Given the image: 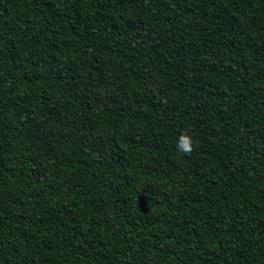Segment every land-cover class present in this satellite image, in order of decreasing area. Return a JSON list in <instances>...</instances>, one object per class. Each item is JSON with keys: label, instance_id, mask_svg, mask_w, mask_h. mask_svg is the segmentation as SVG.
<instances>
[{"label": "trees", "instance_id": "16d2710c", "mask_svg": "<svg viewBox=\"0 0 264 264\" xmlns=\"http://www.w3.org/2000/svg\"><path fill=\"white\" fill-rule=\"evenodd\" d=\"M0 264H264V0H0Z\"/></svg>", "mask_w": 264, "mask_h": 264}, {"label": "clouds", "instance_id": "9594fccd", "mask_svg": "<svg viewBox=\"0 0 264 264\" xmlns=\"http://www.w3.org/2000/svg\"><path fill=\"white\" fill-rule=\"evenodd\" d=\"M178 150L185 154H190L193 151V138L188 133H182L177 141Z\"/></svg>", "mask_w": 264, "mask_h": 264}]
</instances>
